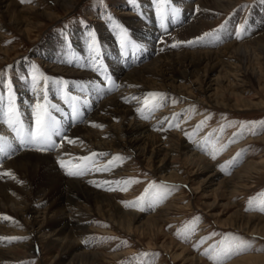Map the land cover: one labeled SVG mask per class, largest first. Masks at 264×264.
<instances>
[{"label": "rangeland", "instance_id": "obj_1", "mask_svg": "<svg viewBox=\"0 0 264 264\" xmlns=\"http://www.w3.org/2000/svg\"><path fill=\"white\" fill-rule=\"evenodd\" d=\"M38 1H43V5L39 9L35 8L28 15L24 14L23 26L11 23L7 17L0 16V49L9 50L6 55L0 51V96L4 97V100L0 101V120L3 119L2 110L6 106L9 94L14 97L20 114L26 113L37 102H43V94L46 93L48 100L52 99L54 93L60 92L59 86L53 81L62 80L68 83V87L63 89L66 92L74 91L71 89L74 87V83L79 84V88L84 90V93L77 95L79 100L75 102L79 109V115H75V118L78 119L73 125L76 127L84 124V119L93 113L100 102L97 100L98 92L106 87L100 75L112 73L116 78V73L119 72L121 66L127 72L131 66L125 65V63L134 59L137 61L135 65L137 68L146 70L150 67L148 65L152 63L153 59L160 56L211 51L214 54H211L208 60L195 61L191 65L188 63L175 65V69L166 72L175 77L174 81H177L175 86H184L187 90L193 91L194 96L191 100H186V97L170 92L152 91L161 93L163 98L157 99L158 106L155 110L149 112L145 109L146 111L139 113L137 117L143 122H149L163 109L171 108L173 111L174 108L186 104L188 107L185 106L186 108L175 111L176 113L173 112L161 120L160 128H164L165 133H179L183 142H186L194 150H199L212 163L216 164L219 161V164L216 165L219 176L211 178V172L197 171L198 167H188L183 162L179 164L181 171L177 174L174 182H165L161 176L168 175L170 170L166 168L160 173L163 164L158 161V158L152 157L149 160L148 156L134 157L120 153L106 155L105 158L101 156L103 154L96 153L95 157H91L92 153H89L88 157H91L89 161H93L92 167L88 166L91 162H84L79 158L69 160L70 162L66 160L69 163L66 164L68 168L72 167L74 160L76 161L77 165L70 169L72 171H76L78 165L81 167L86 165L85 174L88 169L94 170V167L96 168L101 163L103 165L98 169L101 168L102 174L129 170L126 175L110 181L118 189L117 194L123 197L119 201L123 211L138 212L143 218L137 219L132 225L133 230L130 228L129 230L117 224V220L107 217L108 211L112 210V207L106 205L107 202L95 204L94 200L86 202L80 198L77 201L82 204L85 213H90V219L86 223L81 222L75 232L72 229L69 233L72 234L74 243L76 241L79 243L81 237L84 236L78 251L66 249L59 253L51 250L44 241L38 247L39 252L24 254L27 255L28 260H18L20 256H24L22 253L20 255L12 254L5 261H0V264H191L190 262L185 263L183 258H176L180 252L174 253V251H167L161 247L162 244L168 246L171 241L187 248L191 256L203 259L206 264H216V262L205 253L227 240L243 239L249 241L252 247L247 252L225 261L224 264H230L238 258L242 259L250 255H264V229H262L264 223L262 222L261 226H258L257 222L249 221L248 218L234 216L241 210V213L245 215H255L264 219V212L258 210L264 205V170L258 175L254 174L250 181H245V183L249 182L248 184H241V188L234 187L239 183L238 176L242 174L236 173L237 168L241 169L249 162L264 159V144L256 140L264 135V48L249 43L253 37L264 33V0H226L228 2L224 6L226 8L205 7V9L196 4L198 2L196 0H172V7L178 9V14L173 16L169 13L166 23L168 28L164 32L160 29L161 26L154 25L155 22L151 23L145 20L147 18L160 20L156 14L157 0H59V4H55V0ZM65 1L67 4L63 5L62 3ZM19 3L25 7H37L35 4L37 0H30V2L19 0ZM123 11L132 15L133 19H126L121 14ZM176 19H180L179 23L170 26V21L174 20L175 22ZM200 23L208 26L196 33V35L200 33L198 36L193 37V34H187L186 37H183L181 35L182 30L188 25L196 26ZM110 24L113 26L109 28ZM241 24L245 25L246 32L242 38H238L235 33ZM116 25L128 28L129 37L137 46L129 45L127 48H121L120 43L118 44L119 36ZM221 25L225 27L218 32V38H209L206 43L195 45L180 43L178 46L172 47L177 42L195 40L206 32L217 31ZM151 26L156 27V30ZM148 27L153 29L152 39L146 38L147 35H141L147 32ZM80 33L85 34L81 43L87 47L90 43V34L95 36L100 48L99 56H95L90 49L78 48V51L66 44L69 40H73L70 39L71 37ZM107 33L110 34V37L107 36ZM148 40L149 48L153 49V52L143 61L140 56L143 55L145 43ZM230 43L247 44L244 46L245 49H242L244 52L237 54L235 53L237 51L233 50L234 48L223 50ZM53 47L57 50L56 60L58 61L54 62L55 64L84 73L87 78L77 79L50 70L48 68L49 59L46 57H49V54L44 57L42 53ZM74 52L78 54L74 56ZM233 53L235 54L231 55ZM100 65L102 68L98 67ZM92 67L97 68L93 69ZM34 70L38 76L46 77L48 84H45L41 79L40 83L34 86L31 82ZM186 77L188 78L186 79ZM116 79L119 82L120 78ZM9 85H11V89H9ZM191 85L193 88L189 87ZM123 89L126 90L125 87ZM235 94L245 99L251 106H237L233 99ZM107 97L110 95L107 94ZM144 98H142V104ZM208 101L212 102L208 103ZM72 103L74 102L71 101ZM83 106L86 111L81 117ZM52 114L56 117L55 112L52 111ZM57 120L60 122L58 118ZM113 122L117 126H121L120 121L113 120ZM1 124L0 128H3L4 126ZM104 129L103 127L102 131ZM250 138L255 142L238 150L239 158L232 155V157L225 158L233 147ZM53 139L59 143L58 145L64 142L56 136ZM166 139L167 137H163V142ZM202 140L206 141L208 145L201 149L197 148ZM57 148L60 151L62 146ZM34 151L38 150L34 149ZM38 152L54 153V151ZM214 156L215 158H213ZM116 157L121 159H116ZM222 159L223 161L220 162ZM5 161L6 159H1L0 164L2 165ZM86 162L88 163L86 164ZM56 163L57 169L66 179H79L85 175H69L67 167H61L59 161ZM150 164L153 165V168L150 167ZM105 168L108 170H103ZM65 169L68 171H64ZM225 179L231 182L226 184ZM37 182L36 180L34 185ZM153 183L158 186H168L160 189L161 199L153 206L145 207L143 211L140 210V205L131 206L145 194V190ZM43 200L45 201L41 206L43 210L52 204L49 211L51 214H47L48 218L46 217V234L58 227L59 222H53L52 214L62 205L59 203L58 191L50 192ZM27 201H25V205L31 202L29 198ZM33 201L35 203L39 199L35 197ZM177 208H181V210ZM167 213L170 215H166ZM157 214H160L161 217H154L152 221L156 222L161 219L163 225L166 224L160 233L147 225L148 217ZM4 217L6 220L11 218L8 215ZM31 217H27L25 226H31V223L35 221L34 217L37 216L33 214ZM79 218L80 216L76 218L77 222H80ZM221 223L233 224L235 228H223ZM26 239L22 238L17 242V238H3L2 240L6 241L0 242V248L11 247L13 241L17 242L15 245L23 244ZM68 245L66 240L60 246L65 249ZM186 258L188 256L184 259Z\"/></svg>", "mask_w": 264, "mask_h": 264}, {"label": "bare ground", "instance_id": "obj_2", "mask_svg": "<svg viewBox=\"0 0 264 264\" xmlns=\"http://www.w3.org/2000/svg\"><path fill=\"white\" fill-rule=\"evenodd\" d=\"M196 1H198L196 4L201 5L202 8L204 7V9L205 7L226 8L224 6L228 4L226 0L224 1L196 0ZM246 1H250V0H246ZM42 2L43 1L37 0V3H35L37 7H33V6L25 7L20 5L19 0H0V16L7 17L11 23H15L16 25L23 26L24 14L28 15V13L32 12L35 8L38 9L41 8V6L43 5ZM54 3L59 4V0H55ZM62 4L66 5L67 2L65 1ZM121 14L124 15L126 19H130V20L133 19L132 18L133 16L130 15L128 12L123 11ZM149 19L147 18L145 20L147 22L150 21L151 23L155 22L156 24L154 25L156 26H161L160 20H152V19L149 20ZM178 20L176 19L175 22L174 20L170 21L171 23L170 26H173L172 24L177 25V23H179ZM111 26H113V24L108 25L109 28ZM207 26L208 25L203 23L202 24L200 23L199 25L196 26L188 25L184 30H182L181 35L183 37H186L185 35L187 34H193L192 36L196 37L200 34L199 33L196 35V33H198L202 29H205ZM151 27H153L154 30H156V27L154 26ZM151 27H148L147 32L141 35H145V36L147 35L146 38L150 39L151 36L153 35V29ZM167 28L168 27L166 24V27H161L160 29H162V32H164L167 30ZM114 31H116L115 28ZM84 36H85L84 33L83 34L80 33L75 37H71L70 39L73 40H69L66 44L72 48H75L76 50L78 48L89 49L88 48L89 45L87 47L86 45L81 43V40L84 39ZM97 36L99 37V34ZM107 36L110 37V34L107 33ZM145 41L146 39L144 40V42ZM249 43H254L257 46L264 48V33L261 34L260 36L253 37V39H251ZM246 44L247 43L245 44L230 43L226 45L223 48V50H230L231 48H234L233 50L237 51L235 53L237 54L239 52L243 53L244 50L242 49H245L244 46ZM149 45L150 43L148 40L145 43L143 55L140 56L142 57L143 61L144 58L148 57V55H151V53L153 52V49L151 50L149 48L150 47ZM0 51L2 53H5L4 55L9 53V50H5V49H0ZM56 51H57L56 48L53 47L48 49L46 52L43 51L42 53L44 57L47 54H49V57L48 56L46 57L49 59L48 68L50 70L52 71L54 70L57 71L58 74H63L77 79L87 78V75H85L84 73L77 72L69 67H64V66L60 67L58 64H55L54 62L58 61L56 60L57 59ZM235 53L231 55H234ZM76 54L78 53L75 52L73 53L74 56H76ZM211 54L214 53L211 51H205V52L197 51L189 54L182 53L179 55L160 56L153 59L152 63L148 65L150 67H148L146 70L145 69L140 70L135 66L137 64L136 59H134L133 61H127V64L124 61L125 65H129L131 66V68L127 70V72H125L122 68L123 66H121L119 72L116 73L118 79L120 78L118 80L119 82H117L116 79L117 77L115 78V74L109 73L108 75L106 74L100 75L101 79L104 80L106 85V87H104L102 90H99L98 92L97 100L100 102L94 109L93 113L89 114L87 118L84 119L85 120L84 124H80L76 127H74L73 125L76 124L78 118L76 119L73 113V103L71 104L72 100L70 99V97H77L79 93L80 94L84 93V90H82V88L81 89L79 88L80 87L79 84L74 83V87L72 88L70 87V88L74 89L73 92L76 93L66 92L64 90L63 92L60 91L57 94L54 93L52 95V99H48L47 102L52 105H56V107L59 109V111H57L56 109H52V111L56 113V118L60 120L61 133L66 134L69 139L75 141V143L69 144L67 140H64L60 151L58 150V148L54 150H48L51 152L54 151V153L38 152L39 150L34 151V149H36L35 146L21 147L19 144V140L16 137V134L10 128H8L6 124L2 123L1 125L4 127L0 128V135L6 136L8 138L9 142L12 143L14 150L10 151V155L8 156H5L2 153H0V161L1 159L3 160L6 159V161L2 165L0 164L1 165L0 166V242L6 241L2 239L8 237L15 239L17 238V242L22 238H27V239L23 244L21 243L20 245H15L17 244V242L13 241L11 243L13 244L11 247H8L6 249L0 248V261H5V259L12 254L20 255V253H22L24 255L27 254V252H36L38 251V247H40L42 245V242L44 241H46L47 245L50 247L51 250L58 251L59 253H61L66 249L72 251L74 250L78 251L79 250L78 248H80L84 236L81 237L79 243H76L77 241L74 243L72 239V234L69 233H71L72 229H74L75 232V229L79 228L81 222L86 223L90 219V213H85L82 204L79 201H77L80 198L85 200L86 202H90L94 200L95 204H97V202H101L103 204L104 202H107L106 205L108 207H112V210L108 211L107 217L110 219L117 220L116 221L117 224H119L124 228H128V229L130 228L131 230H133L132 229L133 223L137 219L143 218V216L138 212L123 211L119 202L123 197L117 194L118 189L115 187V184L110 181L112 179L120 178L126 175L129 170L127 169L124 171L119 170L110 174H102L101 168L100 170H97L98 167H101L103 165V163H101L97 165L96 168L94 167V170L88 169L86 174L83 177L81 176L82 178L66 179L63 175H61V173L57 169L56 161L60 162L61 160H63L65 164H69L67 163L66 160L70 162L69 160L88 156L89 153L103 154L101 155L102 157L106 155H114L120 153L134 157L148 156L149 160L152 157H154L155 159L158 158V161L161 164H163L160 173L166 170V168L167 170H170L168 175L161 176V179L165 182H170V183L174 182V179L177 177V174L181 171L179 164L183 162H184L183 164L188 167H194V168L198 167L197 171L202 170V171L211 172L210 177L217 178L219 176V173L217 171L216 165L219 164V161L216 164L212 163L211 161H209L210 159L204 157L199 150H194L191 146L186 144V142H183L179 133L177 132L168 133L167 131H166L167 133H165L164 128H160L161 120L165 119L167 115H171L175 111H180V109H184L188 107L186 106V104H185L186 107L179 106L174 108L173 111L171 110V108H167L166 110L163 109L157 115H155L156 117H154V119L152 118L151 121L149 122H143L139 120V118L137 117L139 113H141L140 111H138V109H141L143 105L142 98L147 96L148 93H151L152 91H161L168 93L170 92L172 94L184 96L186 97V100H191V98H193L194 96L193 91L187 90L186 87L184 86H175V84L177 83V81H174L175 77L173 75H170L169 72L168 73L166 72L172 70L175 67V65H181L183 63L184 64L188 63L189 65H191L194 64L195 61H204L206 59L208 60ZM91 56L93 57L92 54ZM114 58H116V56H114ZM92 60L93 58L91 59V61ZM102 73L104 72L102 71ZM187 78L188 77H186V79ZM183 80H185V78H183ZM124 87L126 88V90L123 89ZM189 87L193 88L192 85ZM107 94H109L110 97H107ZM133 97L137 99H133ZM233 97L237 106L240 105H241L240 107L251 106L250 104H248L249 102L239 97V95L235 94V96ZM211 102L212 101L210 102L208 101V103ZM217 105H220V103L219 104L217 103ZM33 107L34 105L31 107V109L28 112L20 114L25 130H28L30 126L34 127L35 117L33 115ZM85 111L86 108L83 106L81 112L82 115L80 113L81 117L84 115ZM113 120L120 121L121 126L118 125L119 126L118 127L113 122ZM95 125H100V127H97ZM103 127L105 129L102 131ZM56 137L61 138L60 136H56ZM163 137H167L165 142H163L162 140ZM256 140L264 144V135L262 137L257 138ZM253 142H255V140L250 138L247 141H244L241 144L236 145L225 156V158H228L231 155L239 158L240 155H238L237 151L241 150L242 147ZM57 144L59 143L57 142ZM207 145H208L207 142L202 140L200 141V144L197 148L201 149ZM101 156L99 157L100 159ZM221 161H223V159L220 160V162ZM90 162L91 164L88 166L92 167L93 161L91 160L89 161V163ZM87 163L88 162H86V164ZM76 165H77L76 161L74 160L72 162V167L70 168L67 167V168L68 170H70ZM150 167L153 168V165L150 164ZM68 170L65 169L64 171H68ZM263 170H264V159L257 162H249L243 165L241 169L237 168V170H235L236 173H238V175L241 173L242 174L241 176H238L239 183L234 187L241 188L240 186L241 184L245 183V181H250L253 178L254 174L258 175L262 173ZM6 173H10V175ZM36 180L38 182L36 185H34V182ZM105 181H108L109 183H104ZM224 182L227 184L231 181L225 179ZM248 183L249 182L245 184ZM52 191H58L59 203L62 206L59 207L57 211H54V213L52 214V216L54 217L53 222L54 223L59 222L58 227L55 230H53L51 233L46 232L47 234L46 235L45 234V229L47 227L46 217L47 214H51L49 213V211L52 207V204L47 208H45L44 210L41 208V206L42 203L45 202L43 198H45ZM35 197L38 198L39 201L34 203L33 200L35 199ZM28 198L29 201L31 200L32 203L30 202L29 204L25 205L26 204L25 201H27ZM177 209L181 210V208H177ZM239 213H236L234 216L237 218L242 217L243 219L248 218L249 221L257 222L258 226H261L262 222L264 223L263 218H259L255 215H245L241 213V210H239ZM33 214L37 216L34 217L35 221L31 223V226L29 227L25 226L24 223L26 222L27 217L32 218L31 216ZM6 215H8L11 218L6 220L4 217ZM166 215H170V214L167 213ZM78 216H80L79 218L81 219L80 222L76 221L77 220L76 218ZM154 217L158 218L161 217V215L157 214L156 216L148 217L149 221L147 222V225L150 228H155L157 233H160L163 226H165L166 224L163 225V221L161 219L159 220L156 219L157 220L156 222L152 221ZM221 225L223 228H235L233 224H229V223H223V224L221 223ZM262 229H264V227H262ZM63 235L65 237H61ZM85 235H87V233H85ZM66 240L68 241L69 245L65 249H63V247H61L60 245L62 244L63 241ZM161 247L167 251L169 250L174 251V253L180 252L178 257L176 258L177 259L183 258V261L185 263L190 262L191 264H206L203 259L198 258L197 256H191L190 251L187 248L181 245H177L173 241H171L168 246L162 244ZM186 256H188V258L184 259ZM19 258L20 259L18 260L29 259L27 255H24L23 257L20 256ZM230 264H264V255H250L249 257H244L242 259L238 258L233 262H231Z\"/></svg>", "mask_w": 264, "mask_h": 264}, {"label": "snow or ice", "instance_id": "obj_3", "mask_svg": "<svg viewBox=\"0 0 264 264\" xmlns=\"http://www.w3.org/2000/svg\"><path fill=\"white\" fill-rule=\"evenodd\" d=\"M22 2H30V0H22ZM171 13L173 16L178 14V9L172 7V0H157L156 14L158 15L161 23V27H166V21L168 19V15ZM224 25L220 26V29L213 32H206L202 36L197 37L195 40H190L186 42H177V44H173L172 47L178 46L180 43H186L188 45H195L197 43H206L209 38H218V32L224 29ZM117 34L119 36V43L122 48H127L129 45L137 46L129 37L128 31L125 28H122L120 25H116ZM246 32L245 25L241 24L239 26V30L235 33L238 38H242L243 34ZM89 49L95 56H99L100 48L97 43V39L94 35L90 34V43ZM102 68V65L98 66ZM43 79L45 84H48V79L46 77L42 78L37 75L34 70L32 74V82L34 86L40 83V80ZM53 83L59 86V90L63 92V89L67 86L65 81H53ZM9 89H11V85H9ZM34 90L35 87H34ZM163 98L161 93H148V95L144 98L143 108L138 109V111L143 112L145 109L149 110V112L155 110L158 106L156 104L157 99ZM73 103V113L74 115H79V109L76 106L75 102H78V97H70ZM133 99H137L133 97ZM4 97L0 96V101H3ZM52 109H59L56 105H52L47 102L46 93L43 94V102H37L33 107V115L35 117L34 127L30 126L28 130H25L22 122V118L20 112L16 106L14 97L9 94L6 106L2 110L3 119L0 120V123H4L10 128L15 134L17 139L19 140V144L21 147L25 146H35L36 150L39 151H48L54 150L57 147H61L57 144V142L53 139L54 136H60L61 140H67L69 144L75 143L74 140L69 139L66 134L61 133L60 122L57 118L52 114ZM147 118V117H145ZM100 127V125H95ZM14 150L12 143L9 142L6 136L0 135V153L5 156L10 155V151ZM97 154L92 153L91 157H95ZM239 155V154H238ZM91 157L84 156L80 157L81 161H89ZM215 158V156L213 157ZM116 159H121L120 157H116ZM61 167H67L63 160L60 161ZM87 170V166L84 167L77 166L76 171L69 170V175H84ZM100 170V169H97ZM108 170V169H103ZM10 175V173H6ZM104 183H109L105 181ZM128 183V181H125ZM168 187L167 185H156L153 183L150 185L148 189L145 190V194L140 196L134 205H140V210L143 211L145 207H151L153 204L161 199L160 189ZM253 210V209H249ZM259 211L264 212V205H262ZM7 239H15V238H7ZM252 247L249 241H245L243 239L239 240H227L221 242L220 245L212 248L209 252L205 254L209 256L210 259L214 260L216 264H224L225 261L233 258L234 256H239Z\"/></svg>", "mask_w": 264, "mask_h": 264}]
</instances>
